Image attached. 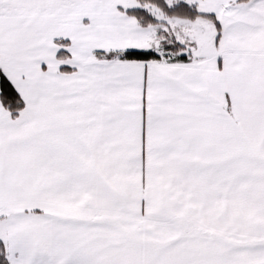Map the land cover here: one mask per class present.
Instances as JSON below:
<instances>
[{
  "label": "snow or ice",
  "instance_id": "6c2138e0",
  "mask_svg": "<svg viewBox=\"0 0 264 264\" xmlns=\"http://www.w3.org/2000/svg\"><path fill=\"white\" fill-rule=\"evenodd\" d=\"M0 264H264V0H0Z\"/></svg>",
  "mask_w": 264,
  "mask_h": 264
}]
</instances>
